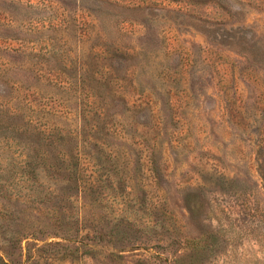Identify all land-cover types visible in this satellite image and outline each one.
<instances>
[{"label":"rangeland","instance_id":"obj_1","mask_svg":"<svg viewBox=\"0 0 264 264\" xmlns=\"http://www.w3.org/2000/svg\"><path fill=\"white\" fill-rule=\"evenodd\" d=\"M0 264H264V0H0Z\"/></svg>","mask_w":264,"mask_h":264}]
</instances>
